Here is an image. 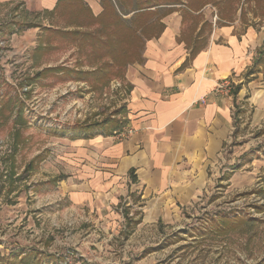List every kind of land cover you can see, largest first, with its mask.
<instances>
[{
  "label": "rangeland",
  "instance_id": "rangeland-1",
  "mask_svg": "<svg viewBox=\"0 0 264 264\" xmlns=\"http://www.w3.org/2000/svg\"><path fill=\"white\" fill-rule=\"evenodd\" d=\"M19 6L0 0V264H264V108L236 102L206 192L162 221L94 188L77 200L71 149L124 127L126 66L162 19L179 15L196 51L216 16L264 28V0H102L96 18L72 1L33 18Z\"/></svg>",
  "mask_w": 264,
  "mask_h": 264
},
{
  "label": "crops",
  "instance_id": "crops-1",
  "mask_svg": "<svg viewBox=\"0 0 264 264\" xmlns=\"http://www.w3.org/2000/svg\"><path fill=\"white\" fill-rule=\"evenodd\" d=\"M4 1L19 2L20 16L32 18L71 1L85 5L92 18L103 11L102 0ZM199 13L208 20L205 7ZM217 19L196 51L180 39L179 15L162 19V31L145 40L124 73L130 85L124 127L71 143L82 180L77 200L87 198L90 188L115 201L124 196L148 222L164 220L206 192L209 172L232 138L236 102L246 98L253 114L255 106L264 108V28L243 24L240 30V14L220 25ZM226 82L229 90L219 87Z\"/></svg>",
  "mask_w": 264,
  "mask_h": 264
},
{
  "label": "trees",
  "instance_id": "trees-1",
  "mask_svg": "<svg viewBox=\"0 0 264 264\" xmlns=\"http://www.w3.org/2000/svg\"><path fill=\"white\" fill-rule=\"evenodd\" d=\"M81 5V7L82 8H84V9H86V10H88V8L85 6V5H83V4H80ZM58 9V6H56V8L54 9V12L56 11ZM143 8H137L136 9V11H140V10H142ZM111 63H113V62H111ZM49 69H52L53 70V68H49ZM57 69V68H56ZM60 69V68H59ZM59 69H57V70H59ZM237 88H238V86H236L235 87V90L234 91H236L237 90ZM233 91V92H234ZM232 92V93H233ZM235 93V92H234ZM110 122H111V126L109 127V128H106V131H104V132H102V133H100V134H107V135H109V134H112L114 131H117V130H119L121 127H122V125H123V123H120V122H118L117 120H109ZM107 122V120L106 121H104L103 122V124L104 123H106ZM124 124H125V122H124ZM91 136H93V135H91V134H89V135H86V134H82V135H76L74 138H79V137H91ZM222 223H224V222H222ZM226 223V222H225ZM227 224V223H226Z\"/></svg>",
  "mask_w": 264,
  "mask_h": 264
},
{
  "label": "built area",
  "instance_id": "built-area-1",
  "mask_svg": "<svg viewBox=\"0 0 264 264\" xmlns=\"http://www.w3.org/2000/svg\"><path fill=\"white\" fill-rule=\"evenodd\" d=\"M219 87H220V88H222V87H226V89L229 90V89H230V84L227 83V82H226L225 84H222V83H221V84H219Z\"/></svg>",
  "mask_w": 264,
  "mask_h": 264
}]
</instances>
